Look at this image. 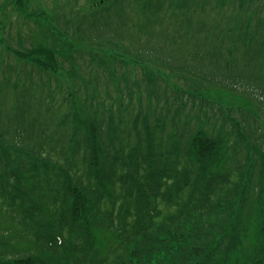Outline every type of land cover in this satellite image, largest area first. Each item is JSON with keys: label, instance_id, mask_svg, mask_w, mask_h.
<instances>
[{"label": "trees", "instance_id": "1", "mask_svg": "<svg viewBox=\"0 0 264 264\" xmlns=\"http://www.w3.org/2000/svg\"><path fill=\"white\" fill-rule=\"evenodd\" d=\"M247 1L255 8L243 0L89 2L74 23L68 11L27 15L51 27L39 30L49 37L33 51L0 46V264H145V256L156 257L151 264H264V2ZM93 47H108L122 66L96 59ZM80 54L98 65L101 90L114 99L131 92L118 115L94 112L88 88L89 109L74 107L60 80L77 79L49 75L66 61L74 72ZM128 63L145 65L138 85L148 103L135 104L129 77L116 74ZM48 85L67 103L45 107ZM220 88L252 97L254 112L206 94ZM87 207L90 225L115 235L106 251L88 242ZM167 238L178 251L155 247Z\"/></svg>", "mask_w": 264, "mask_h": 264}, {"label": "rangeland", "instance_id": "2", "mask_svg": "<svg viewBox=\"0 0 264 264\" xmlns=\"http://www.w3.org/2000/svg\"><path fill=\"white\" fill-rule=\"evenodd\" d=\"M69 1L70 0H22L21 2H19V0H0V39H2V41H3V42L0 41L1 42L0 46L5 45V47H6L7 45L8 46L11 45V46H15V48L19 49L18 51H20L21 49H22V51H33V47L37 43L45 41L44 38L46 39V37L48 38L49 36L45 35L44 31H39V30H41V25H37L36 23H34L33 19L28 20V16L30 17L32 12L38 13L41 11H45L46 9H48V5H49V9L51 11H53L52 17L55 16L58 12H60L62 14V13H66L68 11L67 16L69 14L70 19H72L73 23H74L76 20L78 22L79 17H81L80 12H77L78 10L83 11L89 6L90 3H92V2L98 3L100 0H79L78 4L77 3H72V4L70 3L71 7L68 8ZM262 1L264 2V0H262ZM163 2H165L164 7H166L168 0H163ZM254 3H252V5H251L250 3H248L247 0H243L242 8L245 9L248 6L250 8H253L255 6ZM19 9L25 10L26 15H24L23 12H21ZM70 9H72L71 12H69ZM230 11H236V10L233 6L229 7V9L227 10V15ZM132 17H133V15H132ZM221 21L222 22L226 21V16H225V19L222 18ZM253 22H255V20ZM43 23L50 26V24L48 22H46L45 19L43 20ZM29 24H30V27H29ZM227 24H228V22H227ZM252 24H255V23H252ZM212 25H214V24L211 21V23L208 26L212 27ZM71 26L73 27V25H71ZM164 28L166 31H168L170 27L164 26ZM220 29H222V31H225V24L222 25ZM27 43H28V46H27ZM19 44L20 45L22 44L24 47H18ZM45 45L48 46V43H46ZM105 48H107V47H105ZM93 49L96 50V54L94 55V57L96 59L101 60L102 62H104L106 64H110L113 62L117 65L118 68H120L122 66L123 61H120V60L113 61L112 58L107 60L104 57V54H107V50H105L104 48L96 49L93 47ZM67 53H68V51H67ZM100 53H102V54L100 55ZM79 56L81 58H79V60H77L78 64H83L84 62L89 63V57L87 55L80 54ZM10 62H12V60H10ZM237 62L239 63V61H237ZM141 66H142V69H139V70H142V72H144L146 67H145V65H141ZM125 68L128 69L129 74L132 75V77H134L135 74L137 77L138 67L135 63H131V64L128 63L125 65ZM234 70L238 74L243 73L242 68L234 69ZM163 72L168 73L167 70H163ZM183 78H184V76L178 78L177 81L180 83V81ZM186 80L191 82V80L188 77ZM183 81L186 82L185 79ZM183 81H181V82H183ZM183 84H186V83H180L181 86H183ZM205 90H206V94H210L211 97H214L217 100V102L222 104L224 107L242 108V109L251 108L254 112L252 105H255V103L252 100V97H249L247 100H245L244 97L242 96V94H238V92L233 93V92L227 91L223 88H220V91H215L213 89H205ZM48 105L49 104L44 102L45 107H47ZM245 106H247V107H245ZM26 109L27 108L25 107L21 112H20V110H21L20 109L19 110L20 113L13 111L12 117L13 116L14 117L12 119V123L16 122L15 119H20V116L26 112ZM39 109L40 110L37 111V113H39V114L36 115V116H38L37 120L44 124L45 118L43 116V109L42 108H39ZM234 117H235V119H237L236 114H234ZM3 119H4V117H1L0 121ZM28 125L30 127H33V123L25 124V128L27 129V133H28ZM22 127H23V131H24V126L22 125ZM20 128H21V126H20ZM21 131H22V129H21ZM87 236H88V242L90 243V245L93 248L95 246H97L99 244V242H102V244L104 246V251H106L110 247H112V245L115 242V239H114L115 235L114 234L101 233L100 231L96 230L94 227H91L89 235H87ZM163 242H160V244L155 243V247L158 250H159V247H166L167 249H169V250L172 249L174 251L179 250V246H177L178 241L173 240L171 238H167V239L163 240ZM168 242L170 243V246H167ZM171 243H172V245H171ZM133 248H134V246L131 247V249H133ZM128 256H129V254H128ZM130 258L132 259V261H134L135 258H134L133 252L130 254ZM143 260H144L145 264H151L154 260H156V257L155 256H145ZM196 260L197 259H193V262Z\"/></svg>", "mask_w": 264, "mask_h": 264}]
</instances>
